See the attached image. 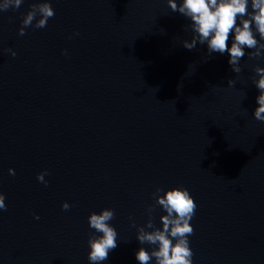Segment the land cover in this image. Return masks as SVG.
Wrapping results in <instances>:
<instances>
[{
	"label": "water",
	"instance_id": "obj_1",
	"mask_svg": "<svg viewBox=\"0 0 264 264\" xmlns=\"http://www.w3.org/2000/svg\"><path fill=\"white\" fill-rule=\"evenodd\" d=\"M34 2L0 11V264H90L104 208L118 247L101 264H139L155 246L132 222L162 227L153 193L181 186L198 205L193 264H264V58L245 49L237 74L229 54L185 48L191 21L167 0H51L47 27L21 36Z\"/></svg>",
	"mask_w": 264,
	"mask_h": 264
},
{
	"label": "clouds",
	"instance_id": "obj_2",
	"mask_svg": "<svg viewBox=\"0 0 264 264\" xmlns=\"http://www.w3.org/2000/svg\"><path fill=\"white\" fill-rule=\"evenodd\" d=\"M23 2L24 0H3L0 11L17 10ZM167 3L172 12H178L191 21L188 28L192 31L193 38L191 42L183 41L185 48L192 50L199 43L207 45L209 56L213 53H227L230 55L228 63L237 74L242 71L240 61L246 55L245 49L254 50L247 53L250 59L264 58V0H167ZM54 16L55 9L51 0H37L30 5V10L24 16L19 35H25L26 28L30 26L35 29L47 27L49 19ZM6 51L13 57L17 55L11 48ZM254 72L258 79L254 77L253 83L259 90L254 117L264 122V67L257 65ZM228 84L234 86L235 81L230 79ZM9 174L15 175V170L10 168ZM47 174L45 170L37 175L38 181L45 186L48 184L45 180ZM153 196L156 204L149 206V213L158 205L166 214L160 217L162 227H156L151 218L144 226H137L135 221L132 222V226L137 227L139 243L155 246L151 251L140 247L135 253L136 260L139 264H151L153 260L155 264H193L194 252L190 247L189 237L194 234L190 221L198 208L194 197L182 186L167 191L157 187ZM70 207L68 202L62 205L63 210H69ZM0 210H7L6 194L3 192H0ZM115 215V209L104 208L100 212H92L88 217L89 227L94 230L88 239L90 264L107 261L110 251L118 247V232L109 223L115 219ZM145 228L155 230L146 231Z\"/></svg>",
	"mask_w": 264,
	"mask_h": 264
}]
</instances>
